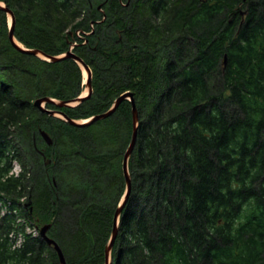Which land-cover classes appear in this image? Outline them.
Listing matches in <instances>:
<instances>
[{
    "label": "trees",
    "instance_id": "obj_1",
    "mask_svg": "<svg viewBox=\"0 0 264 264\" xmlns=\"http://www.w3.org/2000/svg\"><path fill=\"white\" fill-rule=\"evenodd\" d=\"M97 1L0 3L22 46L59 55L74 44L91 70L89 100L46 109L86 119L132 94L139 127L113 264H264V0ZM7 31L0 10V264H60L24 228L47 223L66 264H104L131 101L83 128L41 112L39 98H77L82 71L16 51Z\"/></svg>",
    "mask_w": 264,
    "mask_h": 264
},
{
    "label": "water",
    "instance_id": "obj_2",
    "mask_svg": "<svg viewBox=\"0 0 264 264\" xmlns=\"http://www.w3.org/2000/svg\"><path fill=\"white\" fill-rule=\"evenodd\" d=\"M0 10L4 11L7 14V16L9 17V26H8V31H7V37H8L10 45L16 51H19L23 54L30 55L33 57H37L39 59L45 60V61L50 62V63L60 62V61L65 60V59H72L79 66L81 71L83 72L85 87H84V90L82 91V93L77 98H73V99H69V100H65V101H58V100L52 99L50 97L39 98V99L35 100L34 106L37 109H39L41 112H44L47 115L52 116V117L60 118L71 126H74L77 128H83V127L91 126L92 124L96 123L97 121H101V120H105V119L109 118L115 112V110L118 108V106L121 104V102L123 100L127 99V100L131 101V106H132V134H131V139H130V142L128 144V147L126 148L125 153L123 155L122 166H121L122 174H123V178H124V182H125V190H124L122 197L120 198V200L118 202L115 213L113 215L111 234H110V237H109V239L105 245V248H104V264H112L111 253H112V248H113L114 242H115L117 235H118L120 216H121V213H122V211H123V209H124V207L128 201V198H129L130 192H131V177L129 174L128 164H129L130 157H131V155H132V153L136 147L137 131H138V127H139V117L137 114V109H136L135 104L133 102L132 94L128 93V92L121 94L118 98H116L113 101L112 105L110 106V108L106 112L91 116L88 119H84V120H73V119H70L69 117H67L63 112H61L59 110H50V109L48 110V109H46L44 107L45 104H51L57 108H74V107L80 105L81 103L89 100L91 95H92L90 68L84 63V61L79 56L74 54L71 49H69V50H67V51H65L59 55H48V54H45L41 50H38V49L25 48L24 46L19 44L16 41V39L14 38L15 17H14L13 12L9 8H7L4 3H0ZM40 135L44 139V141L46 142L47 145L52 144V140L46 132L40 131ZM49 228H50V223H47V224L40 226L39 227V235L46 242V244L56 252L59 263L60 264H66L64 256H63L62 251L59 248V246L56 244V242L54 240H52L51 238H49L47 236V231Z\"/></svg>",
    "mask_w": 264,
    "mask_h": 264
},
{
    "label": "rangeland",
    "instance_id": "obj_3",
    "mask_svg": "<svg viewBox=\"0 0 264 264\" xmlns=\"http://www.w3.org/2000/svg\"><path fill=\"white\" fill-rule=\"evenodd\" d=\"M98 1H100V0H98ZM98 1H97V2H98ZM38 71H40V69H39ZM100 128H101V127H97L96 129L99 130ZM42 146H43V144H42ZM23 161H26V158H25V157L23 158ZM13 162H14V163L11 164V166L13 167L11 171H12V172H13V171H19V173H20V169H21V172H22V168L20 167V163L17 162V161H13ZM40 164H41V160H40ZM32 166H33V168H32ZM33 170H35L34 165H32V164L30 163L29 167H26V171H28V174H29L31 177H32V175H33V172H32ZM30 172H32V174H31ZM24 199H25V198H24ZM24 199H23V201H24ZM1 212H4L3 206H1ZM27 226H28L27 224L24 226L26 232H28V231L30 232V230H31V231L33 232L34 235H37V232H36L35 229H34V230H33V229H29V228H27Z\"/></svg>",
    "mask_w": 264,
    "mask_h": 264
},
{
    "label": "flooded vegetation",
    "instance_id": "obj_4",
    "mask_svg": "<svg viewBox=\"0 0 264 264\" xmlns=\"http://www.w3.org/2000/svg\"><path fill=\"white\" fill-rule=\"evenodd\" d=\"M76 35L80 37L81 36L80 31H78V33L76 32Z\"/></svg>",
    "mask_w": 264,
    "mask_h": 264
}]
</instances>
